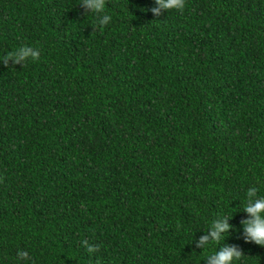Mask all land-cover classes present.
I'll return each instance as SVG.
<instances>
[{"label": "trees", "instance_id": "obj_1", "mask_svg": "<svg viewBox=\"0 0 264 264\" xmlns=\"http://www.w3.org/2000/svg\"><path fill=\"white\" fill-rule=\"evenodd\" d=\"M80 3L0 0V57L40 51L0 63V264H264V0H106L102 31Z\"/></svg>", "mask_w": 264, "mask_h": 264}, {"label": "clouds", "instance_id": "obj_2", "mask_svg": "<svg viewBox=\"0 0 264 264\" xmlns=\"http://www.w3.org/2000/svg\"><path fill=\"white\" fill-rule=\"evenodd\" d=\"M157 7L150 11L159 16L161 10L166 12L176 10L182 12L186 5V0H154ZM106 0H81L79 7L85 10V13L95 14V23L93 31H102L105 26L111 22V16L105 12ZM40 51L29 45H23L13 51L7 52L3 57H0V63L8 67L9 62L13 65H21L24 67L27 61H38ZM258 189L250 188L246 193V200L243 202V211L247 214L248 219L242 220L240 223L243 226V239L245 243H253L257 246L264 247V196L257 198ZM228 217L214 219L208 227V232L202 236L197 244V247L206 249L210 243H219L227 238V233L230 231ZM88 252L96 251V248L88 247ZM21 259L29 260L27 252L19 253ZM244 257L243 251L235 245H224L219 251H215L206 256L207 264H238Z\"/></svg>", "mask_w": 264, "mask_h": 264}]
</instances>
